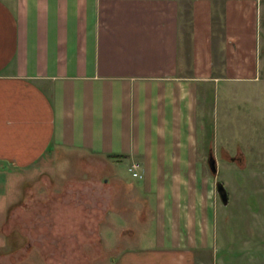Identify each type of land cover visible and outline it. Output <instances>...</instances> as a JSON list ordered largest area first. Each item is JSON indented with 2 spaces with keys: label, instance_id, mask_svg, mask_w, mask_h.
<instances>
[{
  "label": "crops",
  "instance_id": "obj_1",
  "mask_svg": "<svg viewBox=\"0 0 264 264\" xmlns=\"http://www.w3.org/2000/svg\"><path fill=\"white\" fill-rule=\"evenodd\" d=\"M218 1L0 0V170L60 147L141 170L154 245L124 248L115 264H220L209 90H262L264 62L258 33L246 49L215 29Z\"/></svg>",
  "mask_w": 264,
  "mask_h": 264
},
{
  "label": "rangeland",
  "instance_id": "obj_2",
  "mask_svg": "<svg viewBox=\"0 0 264 264\" xmlns=\"http://www.w3.org/2000/svg\"><path fill=\"white\" fill-rule=\"evenodd\" d=\"M213 13L215 29L245 37L246 49L248 36L258 33L264 62V0H219ZM209 101L212 131L204 139V160L211 146L217 172L208 164L206 171L213 181L216 261L264 264V88L222 80L209 90ZM136 172L127 160L73 147L0 170V264H115L124 248L154 245L152 204L136 183L143 172ZM217 181L225 186L226 203Z\"/></svg>",
  "mask_w": 264,
  "mask_h": 264
},
{
  "label": "water",
  "instance_id": "obj_3",
  "mask_svg": "<svg viewBox=\"0 0 264 264\" xmlns=\"http://www.w3.org/2000/svg\"><path fill=\"white\" fill-rule=\"evenodd\" d=\"M208 164H209L211 172L215 174L217 172V163H216V159H215L213 153H211V152H210L209 157H208ZM216 190H217L220 198L222 199V201L224 203H226L227 202V192H226V189H225L223 182H221V181L216 182Z\"/></svg>",
  "mask_w": 264,
  "mask_h": 264
},
{
  "label": "built area",
  "instance_id": "obj_4",
  "mask_svg": "<svg viewBox=\"0 0 264 264\" xmlns=\"http://www.w3.org/2000/svg\"><path fill=\"white\" fill-rule=\"evenodd\" d=\"M133 174H134V175H136V174H137V172H136V171H135V172L133 171Z\"/></svg>",
  "mask_w": 264,
  "mask_h": 264
},
{
  "label": "flooded vegetation",
  "instance_id": "obj_5",
  "mask_svg": "<svg viewBox=\"0 0 264 264\" xmlns=\"http://www.w3.org/2000/svg\"><path fill=\"white\" fill-rule=\"evenodd\" d=\"M208 157H209V155H208Z\"/></svg>",
  "mask_w": 264,
  "mask_h": 264
}]
</instances>
